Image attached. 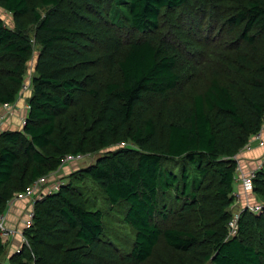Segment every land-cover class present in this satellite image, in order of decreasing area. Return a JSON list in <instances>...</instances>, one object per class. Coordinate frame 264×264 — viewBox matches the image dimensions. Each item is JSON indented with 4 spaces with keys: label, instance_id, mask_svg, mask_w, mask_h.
<instances>
[{
    "label": "trees",
    "instance_id": "obj_1",
    "mask_svg": "<svg viewBox=\"0 0 264 264\" xmlns=\"http://www.w3.org/2000/svg\"><path fill=\"white\" fill-rule=\"evenodd\" d=\"M0 8L13 18L0 17V105L37 57L25 125L0 133V216L40 178L61 180L35 203L28 245L7 256L0 231V264H146L161 244L199 264H264V209L242 210L228 237L237 156L264 122V0ZM152 97L160 109L142 116ZM79 155L97 160L66 173ZM253 182L264 204V163Z\"/></svg>",
    "mask_w": 264,
    "mask_h": 264
},
{
    "label": "rangeland",
    "instance_id": "obj_2",
    "mask_svg": "<svg viewBox=\"0 0 264 264\" xmlns=\"http://www.w3.org/2000/svg\"><path fill=\"white\" fill-rule=\"evenodd\" d=\"M0 17L4 20L6 25L13 27V18H12V15L10 13H8L4 9L0 8ZM36 59H37V57L34 56L33 59L29 62L27 72H26V76H25V80L27 78H29L31 75L32 76L34 75V67L36 65ZM29 96H30V94H29ZM155 98L156 97L148 98V101L146 102V105L143 108L142 116H143L145 111H146L147 115L148 114L151 115L153 109H157V110L160 109V106L155 103L156 102ZM27 100H28V97H25V98L19 100L18 103L20 104V108L18 109L17 112H14L15 116H12V119L7 118L5 120V121H7V120L8 121L4 125V128H3L4 130L16 131L19 128L23 127L22 120L24 119L25 113L27 112V109H26V106H28ZM254 137L251 138V141H250L251 144H252V141L255 142V140H253ZM83 157L84 158L82 160L78 161V164H76V163L71 164L70 163L69 164L70 167L68 168V170H66V173L69 174L70 172L76 171L77 169H79L81 167H85L86 165H90L91 163H94L97 160V155L96 156H94V155H86V156L83 155ZM260 161L261 160L256 161V163L251 165V167H249V168L246 167L247 171L257 170L260 166L263 165V162H260ZM61 177H63V176H61ZM60 181L61 180L57 177H56V179H53V180H51V177H50V181L49 180L46 181L47 182V184L45 186L46 190L41 195L43 196V195L47 194V186H50V185L53 186L54 184H57ZM243 190L246 192V196L244 198L245 202H244V199L242 198V197H244ZM236 195H237L238 199H236L235 203L230 207V212L232 213L233 218L236 215L241 214L242 210L245 209V206H246V208H249L248 204H254L256 202H258V203L262 202V200L255 194L254 187L249 188L247 190L241 188L240 191L236 192ZM35 200L37 202L41 201V200H37V199H35ZM24 202H26L27 204ZM35 205L33 207L34 212H35ZM30 207H31V202H28V201L17 202L16 204H14L13 207L11 208L10 212L8 213V216H7V221H8L7 227L8 228L12 227L14 229V224H15V227H18L20 231L24 232L25 230H27L29 227L23 226L22 223L24 220V214L26 211H28L27 209H29ZM7 211H8V208L6 209L5 214H7ZM262 211L260 213H257V214L254 213V215L258 216L262 213ZM118 216L119 215L116 212L111 213L109 215L110 219H115ZM12 221H13V223L10 225L9 222H12ZM9 226H11V227H9ZM238 230H239L238 227H237V229L236 228L230 229V227H229V232H228L229 236L228 237L233 238V236H237ZM114 232H115V236H116L115 239L118 241H121L119 246H116V248L117 249L121 248L120 251L122 250V251L128 252L129 251L128 249H124V245L126 243L125 237L119 231H116L115 229H114ZM5 241L8 242L9 240H5ZM12 243L15 244L14 249H16V246L19 247V245H20L19 240L15 239V242H12L10 240V243L6 244V250H7L6 255L7 256H10L11 252L14 251V249L11 247ZM24 245H28V244H24ZM200 261H202V260H200ZM146 264H199V260H197V256H194L191 254L178 253V252H175L172 249H170L167 245L161 244L159 246L155 256L153 257V259L150 260ZM206 264H210V263H206Z\"/></svg>",
    "mask_w": 264,
    "mask_h": 264
},
{
    "label": "built area",
    "instance_id": "obj_3",
    "mask_svg": "<svg viewBox=\"0 0 264 264\" xmlns=\"http://www.w3.org/2000/svg\"><path fill=\"white\" fill-rule=\"evenodd\" d=\"M32 75L27 78L23 85H22V89L20 91V93L18 94L17 97V101L15 103H7V104H3L0 105V133L2 131H4V125L5 123L8 121H5L7 118L8 119H12V116H15L14 112H16L20 107H18V102L20 99H23L25 97H28L29 94L31 93V83H32ZM27 112L25 113V117L22 120V125H25V120H26V116L27 113L29 112L30 106H26ZM263 131H264V122H263V126H262V130L259 134H257L253 140H255L256 142H258V146L261 148H264V139L262 137L263 135ZM251 141V140H250ZM250 142L249 144L245 147V149H249L250 148ZM84 157L79 155L77 157L74 156H67L64 160V164H68L69 162L72 161H80L82 160ZM262 166H260L258 169H261ZM257 169V170H258ZM257 170H251V171H244L243 167L241 166V164H238L237 170H236V176H235V183L239 182L241 184V188L242 189H249L254 187V178H255V174L257 172ZM50 180L49 177H44V178H40L38 181H36L31 187H29L27 189V192L25 193H20L14 196V199L12 201H10L8 203V211L7 214H4L2 216H0V231H1V236H2V240H9L12 239V236H14V238H19L18 240L20 241V245L19 247H16V249H14L15 251H18L24 244H28L27 238L24 235V233L22 231H19L17 229H10L7 227V216L8 213L10 212L11 208L13 207L14 204H16L17 202H23V201H28L31 202V207L29 209H27L28 211L25 212L24 214V220H23V226L25 227H30L32 225L33 219H34V205L37 202L35 199L37 200H42L45 196L51 194V192H54L55 190H57L59 188V183L54 184L53 186H47V194L45 195H41L45 192L46 188V184L48 181ZM244 193V197H242L243 199L246 196V192L243 190ZM236 198L238 199L237 195ZM241 198V199H242ZM245 202V199H244ZM249 208H246L245 206V210H249L252 213H260L263 209H264V204L263 202L261 203H254V204H248ZM239 215H236L229 223V227L231 228H236L238 227L237 222L239 219ZM13 238V239H14ZM3 243H9L8 242H4Z\"/></svg>",
    "mask_w": 264,
    "mask_h": 264
},
{
    "label": "crops",
    "instance_id": "obj_4",
    "mask_svg": "<svg viewBox=\"0 0 264 264\" xmlns=\"http://www.w3.org/2000/svg\"><path fill=\"white\" fill-rule=\"evenodd\" d=\"M17 105H18V107H20V104L19 103ZM262 137L264 139V131H263ZM237 159L239 160V162H240L241 166L243 167L244 171H247V168L246 167H248V168L251 167V165L255 164L256 161L261 160L260 162H264V148L259 147L258 146V142H256V141L253 142L252 141V144H250V148L249 149H243L238 154ZM240 190H241V184L239 182L235 183V195H236V192L237 191H240ZM7 223H8V221H7ZM9 223L11 225L13 223V221L12 222H9ZM9 227H11V226H9ZM10 229H13V228L11 227ZM14 229L19 230L18 227H15V224H14ZM13 238H14V236H12V239H9V243H10V240L12 242H15V239L18 240V238H16V237L14 239ZM14 245L15 244L12 243V246L11 247L14 248Z\"/></svg>",
    "mask_w": 264,
    "mask_h": 264
},
{
    "label": "clouds",
    "instance_id": "obj_5",
    "mask_svg": "<svg viewBox=\"0 0 264 264\" xmlns=\"http://www.w3.org/2000/svg\"><path fill=\"white\" fill-rule=\"evenodd\" d=\"M245 149V148H244ZM238 160V159H237ZM264 163V162H263ZM238 164H240L239 160H238ZM263 166V165H262ZM262 168V167H261Z\"/></svg>",
    "mask_w": 264,
    "mask_h": 264
}]
</instances>
